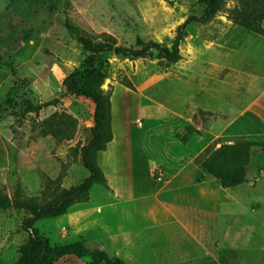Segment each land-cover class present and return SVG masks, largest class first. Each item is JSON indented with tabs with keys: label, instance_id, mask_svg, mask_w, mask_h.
I'll list each match as a JSON object with an SVG mask.
<instances>
[{
	"label": "rangeland",
	"instance_id": "374dc122",
	"mask_svg": "<svg viewBox=\"0 0 264 264\" xmlns=\"http://www.w3.org/2000/svg\"><path fill=\"white\" fill-rule=\"evenodd\" d=\"M234 4L225 0V8ZM202 8L198 0H0V193L11 199L19 186L21 195L46 204L87 175L79 149L90 137L94 106L90 99L68 93L62 85L86 55L66 21L93 41L105 32L124 46H134L136 35L170 46L178 26L189 16H200ZM262 39L218 12L206 23L186 26L181 59L176 63L104 54L103 88L128 83L131 90L171 112L170 120L148 130L142 143L151 159L174 170L187 158L175 166L168 147L186 144L196 135L194 130L204 135L203 130L218 128L220 122L222 139L216 137L213 147L240 138L233 131L235 120L247 95L264 85V60L253 55ZM54 98L58 104L37 114L25 110L26 100L36 104ZM139 106L137 94L117 90L115 120L137 115ZM202 172L196 171L194 178H202V191L209 195L201 200L196 192L187 194L188 204L203 210L204 223L195 225V238L172 244L176 257L189 254L179 255L172 264H264V146L251 147L245 182L239 185L222 188L216 178ZM258 177L260 181L255 182ZM88 198L83 202L73 199L67 213L73 216L111 201L109 191L100 184L92 185ZM99 212L103 213L101 221L89 217L79 227L60 223L56 217L41 219L36 225L55 247L87 249H99L100 242L93 238L80 242L78 237L95 235L98 223L106 226L104 215L123 231L136 233L144 226L138 203ZM28 215L25 208L0 209V264L17 263L27 237L20 223ZM150 244L156 246L153 236ZM145 245L141 260L139 252L130 247L114 252L132 264H148L144 255L155 249ZM86 259L66 255L56 264H84Z\"/></svg>",
	"mask_w": 264,
	"mask_h": 264
},
{
	"label": "crops",
	"instance_id": "0c3cea01",
	"mask_svg": "<svg viewBox=\"0 0 264 264\" xmlns=\"http://www.w3.org/2000/svg\"><path fill=\"white\" fill-rule=\"evenodd\" d=\"M253 55L257 59L264 60V38L254 48ZM117 90L138 95L140 106L137 115L123 121L115 120L113 97ZM141 118H143L142 122L139 121ZM170 118L171 112L163 106L123 85H115L111 95L112 140L107 143L103 151L97 154V163L107 179L109 189L106 190L109 191L111 201L100 204L97 207L100 210L92 208L87 212L79 211L73 216L66 213L61 217H56L59 222L71 227H79L78 223H82L89 217H96L98 221H101L103 214L99 212L101 209L138 203L143 228L136 233H131L129 230L123 231L117 229L104 215L106 226L98 223L94 231L96 238L93 239L100 242L99 249L106 251L109 256L118 257L121 255L114 252L115 248L130 247L137 251L135 253L139 252L140 259L138 260H141L143 257L141 248L146 242V247L155 249L152 253L146 252L144 255L148 264L151 262L172 264L179 255L180 257L189 255L182 252L176 257L171 246L173 243L190 241L195 238L198 234L195 225L204 223L200 215L203 210H196L188 204L190 197L187 193L196 192L201 200L206 194L209 195V191H202L204 181L197 182L194 173L202 172L203 160L219 146L213 147V144L216 137L218 140L222 139L219 133L222 127L218 122V128L205 129L203 130L204 135H194L186 144H171L168 147V153L174 157L175 166L181 158H187L181 167L172 170L151 159L142 143L148 130L165 124ZM235 121L236 126L233 131L236 136H246L253 141L264 143V85L257 91L254 88V94L247 95L246 103ZM196 128L199 127L196 126ZM132 133L136 136L131 137ZM187 167H192L194 171H188ZM203 174L205 177L210 176ZM140 176H143V181ZM260 179L256 178L255 182ZM152 236L156 241L154 248L150 244ZM121 259L127 264H132L123 256Z\"/></svg>",
	"mask_w": 264,
	"mask_h": 264
},
{
	"label": "trees",
	"instance_id": "16d2710c",
	"mask_svg": "<svg viewBox=\"0 0 264 264\" xmlns=\"http://www.w3.org/2000/svg\"><path fill=\"white\" fill-rule=\"evenodd\" d=\"M233 7L225 8V0H198L202 5L200 16H189L180 26L170 46L155 40H144L136 35L134 46H124L105 32L100 33L97 41L79 28L65 26L74 34L86 52L80 67L67 74L62 85L68 93L85 97L93 103V125L90 128L88 141L81 146L80 162L87 175L77 185L63 189L54 201L40 204L35 197L21 195L19 186L13 193V198L0 193V209L25 208L29 215L22 219L20 228L26 234V240L20 246L19 259L16 264H56L66 255L86 257L84 264H127L117 256H109L102 249H87L79 247L59 248L50 243L36 226V222L48 218L59 217L67 213L72 200L83 202L88 199L92 185L100 184L109 189L107 179L97 163V154L106 148L112 140L111 130V95L113 88H103L106 79V59L104 54L120 55L129 60L136 58L156 57L166 65L176 63L181 59L180 44L186 34V26L191 22L206 23L218 12H224L228 20L240 26L247 33L264 38V0H233ZM132 88L130 84H123ZM57 98L32 103L26 100L27 112L39 113L40 110L58 104ZM194 134L201 135L198 130ZM185 142V138L180 139ZM264 146L263 142L250 141L247 138H237L233 143H223L215 148L202 162L204 173L216 178L222 188H229L245 182L246 168L250 161L251 147ZM197 178L196 181H201ZM52 183V182H50ZM92 236H82L80 242L87 241Z\"/></svg>",
	"mask_w": 264,
	"mask_h": 264
}]
</instances>
